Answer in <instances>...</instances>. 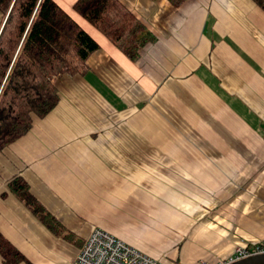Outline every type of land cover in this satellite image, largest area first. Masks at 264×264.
<instances>
[{"label":"crops","instance_id":"crops-1","mask_svg":"<svg viewBox=\"0 0 264 264\" xmlns=\"http://www.w3.org/2000/svg\"><path fill=\"white\" fill-rule=\"evenodd\" d=\"M56 1L99 47L0 150V232L29 260L18 264H73L80 246L8 191L16 176L77 239L100 228L169 264L260 240L264 11L252 0H120L156 37L131 60L76 0Z\"/></svg>","mask_w":264,"mask_h":264},{"label":"trees","instance_id":"trees-1","mask_svg":"<svg viewBox=\"0 0 264 264\" xmlns=\"http://www.w3.org/2000/svg\"><path fill=\"white\" fill-rule=\"evenodd\" d=\"M174 6L185 0H168ZM264 11V0H252ZM73 9L131 60L155 35L120 0H76ZM0 150L20 138L57 104L56 79L84 73L99 44L56 0H0ZM7 189L53 234L82 241L32 194L22 176ZM5 196V192L1 194ZM2 264L29 260L0 232Z\"/></svg>","mask_w":264,"mask_h":264},{"label":"built area","instance_id":"built-area-1","mask_svg":"<svg viewBox=\"0 0 264 264\" xmlns=\"http://www.w3.org/2000/svg\"><path fill=\"white\" fill-rule=\"evenodd\" d=\"M264 253V232L260 240L235 247L228 257L216 261L199 260L195 264H230L240 259ZM73 264H169L149 256L113 234L95 228L77 253ZM171 264H187L182 261Z\"/></svg>","mask_w":264,"mask_h":264},{"label":"water","instance_id":"water-1","mask_svg":"<svg viewBox=\"0 0 264 264\" xmlns=\"http://www.w3.org/2000/svg\"><path fill=\"white\" fill-rule=\"evenodd\" d=\"M230 264H264V253L249 256Z\"/></svg>","mask_w":264,"mask_h":264},{"label":"rangeland","instance_id":"rangeland-1","mask_svg":"<svg viewBox=\"0 0 264 264\" xmlns=\"http://www.w3.org/2000/svg\"><path fill=\"white\" fill-rule=\"evenodd\" d=\"M61 2V0H59ZM63 2H65L64 0H62ZM67 9H69V7L67 5H64Z\"/></svg>","mask_w":264,"mask_h":264}]
</instances>
